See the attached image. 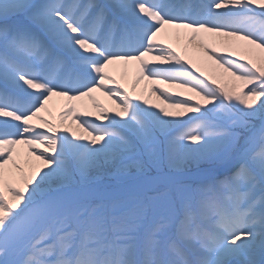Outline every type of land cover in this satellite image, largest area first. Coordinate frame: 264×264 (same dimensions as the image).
I'll return each mask as SVG.
<instances>
[{
  "label": "snow or ice",
  "instance_id": "1",
  "mask_svg": "<svg viewBox=\"0 0 264 264\" xmlns=\"http://www.w3.org/2000/svg\"><path fill=\"white\" fill-rule=\"evenodd\" d=\"M0 264H264V0H0Z\"/></svg>",
  "mask_w": 264,
  "mask_h": 264
},
{
  "label": "rangeland",
  "instance_id": "2",
  "mask_svg": "<svg viewBox=\"0 0 264 264\" xmlns=\"http://www.w3.org/2000/svg\"><path fill=\"white\" fill-rule=\"evenodd\" d=\"M118 78H119V77H118ZM122 82H124V83H126V84L129 83L128 80H124V81H122ZM161 87H165V86L162 85ZM102 99H103V102H104V103L111 105V101L107 100V98H102ZM150 100H151L153 103H158V102H159V101L157 100V98H156L155 95L151 96V97H150ZM52 107H53L54 110H55V109H58V107H59V99H58V98L56 99L55 102L52 101Z\"/></svg>",
  "mask_w": 264,
  "mask_h": 264
},
{
  "label": "bare ground",
  "instance_id": "3",
  "mask_svg": "<svg viewBox=\"0 0 264 264\" xmlns=\"http://www.w3.org/2000/svg\"><path fill=\"white\" fill-rule=\"evenodd\" d=\"M57 98H53V101L55 102Z\"/></svg>",
  "mask_w": 264,
  "mask_h": 264
}]
</instances>
